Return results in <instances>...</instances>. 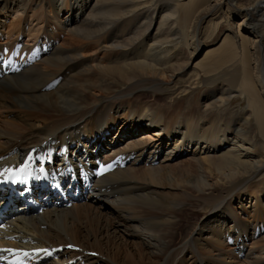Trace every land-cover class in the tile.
<instances>
[{"label":"bare ground","instance_id":"bare-ground-1","mask_svg":"<svg viewBox=\"0 0 264 264\" xmlns=\"http://www.w3.org/2000/svg\"><path fill=\"white\" fill-rule=\"evenodd\" d=\"M30 6L66 38L29 68L25 63L36 61L37 52L41 57L40 46L25 62L8 59L22 71L0 82V157L57 144L79 152L78 144L103 139L122 119L112 132L116 140L101 143L106 149L129 137L112 150L190 158L176 167H146L147 159L142 168L116 169L98 181L100 206L18 220L12 234L37 246H77L83 253L68 258L82 256L87 264L107 258L116 264L121 256L126 264H175L179 257L180 264H231L239 255V264H264V0H0V10L21 15ZM63 11L68 16L61 18ZM40 12L34 14L39 19ZM209 18L205 36H225L200 56V29ZM46 33L47 43L57 37ZM9 42L12 50L16 40ZM59 76L62 82L48 89ZM227 77L238 84L227 87ZM206 83L219 84L199 107L191 96ZM235 97L246 103L244 110H230ZM237 183L239 189L228 192ZM197 203L208 207L200 219L207 226L198 223L179 244L181 211ZM103 206L114 214L100 213ZM80 222L89 229L85 234ZM117 237H130L134 253Z\"/></svg>","mask_w":264,"mask_h":264},{"label":"rangeland","instance_id":"rangeland-1","mask_svg":"<svg viewBox=\"0 0 264 264\" xmlns=\"http://www.w3.org/2000/svg\"><path fill=\"white\" fill-rule=\"evenodd\" d=\"M12 1V0H11ZM13 1H15V0H13ZM31 8V9H30ZM35 8V9H34ZM30 9V10H29ZM36 12H40V10H39V8L37 7H34V6H30L28 9H27V12H26V14H23V15H21V14H19V13H16V12H14V11H12V10H6V9H3V10H0V32H2L6 37H8V38H13V39H15V37L17 36V33L19 32V36H20V34L21 35H23V36H25V41H30V40H33V38H37V37H40L41 38V36H43V33H45L46 31H48L49 30V32L51 31V33H55L56 35L55 36H57L56 37V39H58V37H59V35L60 36H63V39L61 38V42L66 38V33L65 32H63L62 34H59V35H57V33H60L59 32V29H57L56 28V25H55V23L53 22V21H51V20H49L47 17H46V15L43 13H41L40 12V19H39V17L38 16H36V15H34ZM65 15L66 16H68V14L66 13V12H64L63 11V13L61 14V18H63V17H65ZM38 17V18H37ZM19 19V20H18ZM39 19V20H38ZM211 18H209V19H206V21L203 23V25H202V27H201V29H200V31L204 34V35H202V39H201V41H203L202 42V48L199 50V52H200V56L203 54V52H204V50H206V48H214V47H216L217 45H218V43H220L221 42V40L224 38V36L225 35H220V34H217V33H215L213 36H210V37H207V36H205L206 35V30H209V33H210V30L211 29H209V20H210ZM20 20H21V22H20ZM38 20V21H37ZM18 21V22H17ZM19 25V26H18ZM55 25V26H54ZM44 27H45V31H44ZM46 27L48 28V30L46 29ZM17 29V31H16V29ZM30 32V33H29ZM53 33V34H54ZM208 33V34H209ZM8 34V35H7ZM47 34V33H46ZM46 34H45V36H46ZM15 41V40H14ZM60 42V43H61ZM204 43V44H203ZM35 45V44H34ZM1 48H3V47H1ZM193 57V56H192ZM101 58V55H100V53H98V59H100ZM194 64L195 63H193L192 65H191V69H189V70H192V67L194 66ZM92 65H95V62H92ZM229 77H227V78H224V80H225V82H223L221 79L219 80V81H221V82H223L227 87H229V88H234L235 86H236V84H238V81L236 80V78H235V80H231L230 78L228 79ZM227 79V80H226ZM218 81V82H219ZM234 81V82H233ZM174 82V84H177L178 82V84H180L181 83V81H176V79L173 81ZM173 82H171V83H164L162 86L165 88V87H167V86H171L172 84H173ZM233 82V83H232ZM219 83H213V84H210V83H206L203 87H201V88H198L199 89V92H197L196 94V96H194L193 98H192V96H191V102H195V104L197 105V106H202V104H203V102L205 101L204 100V95L209 91V90H211V89H214V87H216L217 85H218ZM234 85V86H233ZM139 93H144L143 91H138ZM137 92V93H138ZM176 92V91H175ZM145 94V93H144ZM240 100V101H239ZM231 101H233V102H230V110H236V111H239V109L240 110H244L245 109V107H246V103L245 102H243V100L242 99H239L238 97L236 98H232L231 99ZM155 102V101H154ZM232 104V105H231ZM190 105H191V103H190ZM193 106H195V105H193ZM8 118H11V115H8L7 116ZM7 118V119H8ZM122 122H123V120L121 119V120H117L116 121V126L115 127H112V128H110V130H112V132H113V130H115V128L117 129V131L120 129V127H121V124H122ZM111 132V133H112ZM142 134H144L143 132L142 133H138V135H136L135 137H138V136H140V135H142ZM127 135V134H126ZM125 135V136H126ZM114 135H111V136H109V138H108V140H116V136H115V138L113 137ZM127 139H129V137H125V139H123L121 142H119L116 146H113V147H111V149H113V148H115V147H124V144H125V141L127 140ZM163 154V153H162ZM189 158H190V156L189 155H187V154H185V153H183V154H179V155H177L176 157H174L173 159H171L170 161H166L165 160V155H164V157H163V159L164 160H162L161 161V163H159V165H157V166H167V165H169V166H178V165H181V163L180 162H184V161H189ZM146 160V159H145ZM184 160V161H183ZM144 163H145V161H144ZM146 164V163H145ZM164 164V165H163ZM157 166H155V167H157ZM143 166L142 165H140L139 167H137V168H142ZM181 167H183V166H181ZM241 184V183H240ZM240 184L239 183H237V184H234L235 186H232L233 188H230V190L228 191V192H235L236 190H238L239 189V186H240ZM236 188H238V189H236ZM102 202V200H97V202L96 203H92V201L91 202H89V203H87V204H92V206H94L95 208H96V206H100V203ZM207 204H209V205H211V203L210 202H206ZM213 204H216L215 202L213 203ZM96 205V206H95ZM195 207H196V209H195ZM199 207V208H198ZM210 207V206H209ZM61 209V208H60ZM98 210H99V212L101 213H107V212H111V213H113L114 214V210H111L110 208H107L106 206H103V207H101V208H98ZM199 210V211H198ZM201 210V211H200ZM208 211V207H207V205L205 206L204 205V207L202 206V205H200L199 206V204L197 203V204H192V205H188V206H186V207H183V211H181L182 213H183V216H182V221H181V223H180V227L178 228V230H177V232H176V237L178 238V242H179V244L180 243H182V242H184L185 240L187 241L192 235H194V231L196 230V226H197V224L198 223H201L202 224V227H205V226H207L206 225V223H204V222H200V219H202V218H204L203 217V215L205 216V212H207ZM204 213V214H203ZM53 214H50V216H52ZM206 217V216H205ZM70 216H68L67 217V219H66V222H70ZM109 220V219H108ZM113 222H114V220H113ZM110 223H112V222H110ZM104 224H105V222H104ZM80 225H82L81 224V222H80V224L78 225V226H80ZM106 226H109V228H111L110 227V224H109V222L107 221V223L105 224ZM201 227V228H202ZM39 228H41L40 226H39ZM119 229H121V228H119ZM81 232L83 233V234H85V230H88L89 231V229L86 227L85 228V226H83L82 225V227H81ZM111 231H109V233H111V232H113V230L112 229H110ZM87 233H89V232H87ZM105 233H106V231L105 230H103L102 231V234L103 235H101V236H104L105 235ZM264 235V233L261 235V236H263ZM117 236H119V235H117ZM53 240H55V239H53ZM117 240V241H116ZM52 241V240H51ZM115 241H116V243L117 244H119L121 247H122V249L123 250H125L124 248H128V250L129 251H131L132 253H134V248H133V244H132V242L133 241H131V238L130 237H124V239H118V237L115 239ZM93 241H92V239L89 241V243H92ZM125 243V244H124ZM124 244V245H123ZM213 244V243H212ZM129 246V247H128ZM124 247V248H123ZM208 247H209V249H212L213 250V247H214V249H216L215 247H216V245H211V243H210V245H208ZM211 247V248H210ZM228 249H232L231 248V246H228ZM133 250V251H132ZM215 252V251H214ZM217 254V253H216ZM106 255V254H105ZM104 255V256H105ZM122 257L123 256H121V257H119V259H117V260H115V261H117L116 262V264L117 263H120V264H124L125 263V260H123L122 259ZM240 257V258H239ZM180 259V257L177 259V262L175 263V264H180V263H178L179 260ZM120 260V261H119ZM235 262L234 263H231V264H235V263H237V264H239V263H241L242 261L241 260H243V258H242V256L241 255H239L238 256V258H236L235 257ZM241 261V262H240ZM226 262V261H225ZM110 263H114V262H112V261H110ZM106 264H109V262H108V258H107V262H106ZM115 264V263H114ZM126 264V263H125ZM150 264H152V263H150Z\"/></svg>","mask_w":264,"mask_h":264},{"label":"snow or ice","instance_id":"snow-or-ice-1","mask_svg":"<svg viewBox=\"0 0 264 264\" xmlns=\"http://www.w3.org/2000/svg\"><path fill=\"white\" fill-rule=\"evenodd\" d=\"M111 167H112L111 164H109V165H101L100 166V170H101V172H103L104 170L110 169ZM4 171L5 172H12L13 170L6 168V169H4ZM20 171H24V169L22 168ZM5 251L11 252L12 250L11 249H5ZM40 252H43V253H45L47 255L51 254L47 249H41V250H39V252H37V255H39ZM14 254L17 256L18 264H23V260L25 258H29V257L32 256V253H29V252H26V251L17 252V253H14Z\"/></svg>","mask_w":264,"mask_h":264}]
</instances>
